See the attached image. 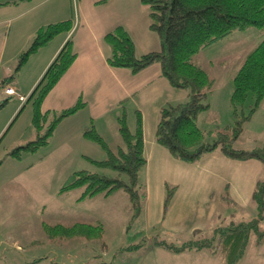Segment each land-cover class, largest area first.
Masks as SVG:
<instances>
[{
	"label": "rangeland",
	"instance_id": "rangeland-1",
	"mask_svg": "<svg viewBox=\"0 0 264 264\" xmlns=\"http://www.w3.org/2000/svg\"><path fill=\"white\" fill-rule=\"evenodd\" d=\"M36 1L0 0V80L7 77L11 81L15 78L22 88L30 84L42 58L41 52L37 58L34 56L40 47L31 53L27 52L35 35L27 47L19 53L16 51L22 46L28 24L43 11L48 14L59 13V16L63 14L68 19L74 17L77 10L74 0H46L34 10L21 15L20 19H6L8 12L25 9ZM17 22L21 24L22 31L18 30L14 34ZM158 39L154 44L159 46ZM263 39L264 28L249 26L234 29L191 57V61L213 82L203 100L207 108L199 112L196 118V125L207 134V141L211 142L218 132L226 131L233 125L235 119L230 102L232 77ZM26 60L28 62L25 64ZM247 101L250 102V98ZM77 102L85 104L81 100L75 104ZM136 110L140 109L128 97L118 103V107H111L103 119L112 123L99 127L97 132L92 122L83 126L80 122L83 119L74 112L55 123L52 133L44 137L47 126L60 111L45 114L47 118L39 120L41 128L38 131L33 122L32 101L20 102L18 95L7 97L0 93V240H4L0 251L4 249L6 252L0 256V264H4L6 258L18 255L16 250L6 245L9 239H19L27 254L46 252L52 247L59 258L65 253L69 257H72L70 254L77 255L73 258V264H224L220 251L213 253L204 248L198 253L200 250L197 249L166 252L152 246L150 240L172 243L178 248L190 241L214 240L218 226L249 222L259 217L253 193L246 194L245 198L243 194L242 199L236 201L230 194L219 199L210 191L202 204L208 208L213 202L216 203L211 221L190 235L184 232L171 237L159 233L156 227L159 224L148 226L143 217L144 206L141 205V212L136 213L129 195L123 189L91 195H86L85 186L65 189L76 172L116 175L115 171L96 164L107 159V150L85 133H98L106 147L116 152L118 147H125L117 120L126 111V123L134 131L133 112ZM245 111L248 113V109ZM85 113L88 114L87 111ZM39 137H44L45 141L34 150L25 148ZM233 147L243 151L264 147V97L243 124ZM261 165L257 179L263 176L262 162ZM146 171L149 174L151 168ZM143 172L139 180L146 184V172ZM121 177L126 180L123 175ZM167 186L171 187L169 184ZM198 215L193 203H189L181 224L190 227L200 225ZM258 230L264 232V212ZM236 264H264V237L258 239L252 233Z\"/></svg>",
	"mask_w": 264,
	"mask_h": 264
},
{
	"label": "trees",
	"instance_id": "trees-1",
	"mask_svg": "<svg viewBox=\"0 0 264 264\" xmlns=\"http://www.w3.org/2000/svg\"><path fill=\"white\" fill-rule=\"evenodd\" d=\"M106 1L102 0V2ZM139 1L147 8L149 28L159 38V50L137 56L130 35L120 26L104 37L109 47L106 61L109 66L128 69L132 74L157 63L161 67V76L167 79L172 87L187 91L188 96L185 101L167 103L159 109L155 142L167 149L173 158L184 163L193 164L210 152H220L232 159L253 158L263 164V176L258 177L252 194L258 206L259 217L249 222L217 227L215 231L217 237L214 240L190 241L179 248L172 243L157 240L155 245L171 251L204 248L212 250L213 253L220 251L224 264H236L243 255L252 233L258 239L264 237V232L258 230L259 220L264 212V147L250 151L233 147V142L239 136L243 124L254 113L264 97V39L247 55L232 77L230 102L235 119L233 125L225 129L226 131L218 132L211 142L206 140L207 134L198 129L196 118L199 112L207 108L203 100L212 82L204 71L191 61V57L206 45L234 29L249 26L264 28V0ZM70 23V21H63L40 30L34 36L27 52L35 51L53 35L69 30ZM74 56L71 40H68L28 95L27 100L32 101L34 110L33 122L38 131L41 128L39 120L47 118L45 115L47 113L44 115L40 113L41 102L68 69ZM4 87V83L0 84V90ZM249 98L250 102L247 101ZM80 106L82 104L77 102L56 114L47 126L44 137L52 133L55 123L76 112ZM245 109H248V113ZM133 113L134 131H131L126 123L128 118L126 111L117 120L125 147H118L116 152L108 149L98 134L90 131L85 133L89 139L101 144L107 150V159L96 164L103 169L115 171L116 175L76 172L73 174L72 182L65 189L85 186L86 195L107 194L123 189L129 195L136 213L141 212L140 208L145 198V185L140 183L139 178L146 166V159L143 155L142 116L137 110ZM44 137L30 142L25 148L34 150L45 141ZM167 185L164 209L175 190V186ZM224 196H227L226 191Z\"/></svg>",
	"mask_w": 264,
	"mask_h": 264
},
{
	"label": "crops",
	"instance_id": "crops-1",
	"mask_svg": "<svg viewBox=\"0 0 264 264\" xmlns=\"http://www.w3.org/2000/svg\"><path fill=\"white\" fill-rule=\"evenodd\" d=\"M45 1L37 0L25 9L15 8L17 11L8 12L9 16L6 19H20L21 15L34 10ZM74 1L77 5L74 17L70 16L67 19L63 14L59 16V13L48 14L43 11L28 24L22 46L16 50L17 52L27 47L32 37L48 25L63 21L71 22L69 30L53 35L35 52V58L39 52L42 58L37 72L30 79V84L22 88L18 80L15 82V78H12L10 81L7 77L1 79L0 84L4 83L5 87L10 84L17 92L24 95L31 93L35 88H33L34 84L43 76L65 42L71 40L74 59L44 96L40 112L55 114L81 100L85 104L80 106L75 114H79L83 119V122L80 120L83 126L92 122L97 132L99 127L112 123L103 119L107 117L111 107L114 105L118 107V103L128 97L132 100L135 107L140 109L143 120V155L146 159L144 172L147 177V182L144 184L143 217L148 226L154 227L159 224L156 226L159 233L171 237L184 232L190 235L195 230L205 227L216 211V203L213 202L208 208L202 204L205 195L210 191H213L219 199L225 198L223 195L226 191V194H230L236 201H240L243 194L245 198L246 194L253 193L257 176L262 168L259 160L232 159L220 152H210L196 163H184L173 158L164 147L155 142V128L161 106L183 102L188 96L185 89L172 87L167 79L161 76L159 64L149 65L136 74H132L128 69L111 67L107 64L109 47L104 37L120 26L130 35L137 55L159 50L160 45L154 44L158 36L149 28L147 8L139 0ZM20 26L21 24L18 23L14 34L18 33ZM27 62L28 60L25 64ZM0 93L4 94L3 88ZM148 168H151L149 174L146 171ZM167 184L175 186V190L164 209ZM189 203H193L194 208L199 212L197 217L200 225H194L196 229L185 223L181 224ZM150 242L157 249L167 250L155 245V241L150 240ZM2 243H4L3 239L0 240V245ZM6 243L8 248L16 250L18 255L4 259V264H73V258L77 256L70 254L72 257H69V254L65 253L59 258L58 255L55 256L57 252L52 247L46 252L27 254L19 239H9ZM3 252L4 249L0 251V256L4 254Z\"/></svg>",
	"mask_w": 264,
	"mask_h": 264
},
{
	"label": "built area",
	"instance_id": "built-area-1",
	"mask_svg": "<svg viewBox=\"0 0 264 264\" xmlns=\"http://www.w3.org/2000/svg\"><path fill=\"white\" fill-rule=\"evenodd\" d=\"M4 93L6 95H18V99L20 102H24L26 100V96H23V95H20V94H17L15 88L11 85L7 86L4 90Z\"/></svg>",
	"mask_w": 264,
	"mask_h": 264
}]
</instances>
